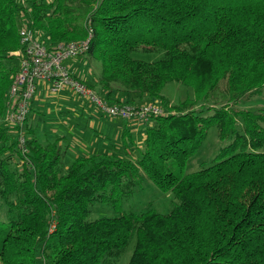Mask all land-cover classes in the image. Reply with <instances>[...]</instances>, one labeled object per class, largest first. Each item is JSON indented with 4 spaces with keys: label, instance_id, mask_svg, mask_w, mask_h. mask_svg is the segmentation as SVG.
<instances>
[{
    "label": "trees",
    "instance_id": "obj_1",
    "mask_svg": "<svg viewBox=\"0 0 264 264\" xmlns=\"http://www.w3.org/2000/svg\"><path fill=\"white\" fill-rule=\"evenodd\" d=\"M25 24L49 47L89 38L106 101L165 109L140 148L125 133L123 155L70 161L26 121L21 153L4 116ZM170 83L193 100L169 109ZM263 89L264 0H0V264H105L132 241L128 264H264V110L237 104ZM211 127L227 145L185 174ZM146 179L172 194L168 213L123 209ZM97 205L114 215L90 219Z\"/></svg>",
    "mask_w": 264,
    "mask_h": 264
},
{
    "label": "built area",
    "instance_id": "obj_2",
    "mask_svg": "<svg viewBox=\"0 0 264 264\" xmlns=\"http://www.w3.org/2000/svg\"><path fill=\"white\" fill-rule=\"evenodd\" d=\"M18 37L21 57L9 89L4 122L14 131L18 128V147L24 156L27 154L24 126L40 86H46L45 92L50 95H58L63 91L71 93L110 118L144 123L152 116L165 114L159 105L151 103L139 106L110 105L82 79L75 76L67 62L85 57L89 38L83 42L58 43L49 47L26 24L19 29Z\"/></svg>",
    "mask_w": 264,
    "mask_h": 264
},
{
    "label": "rangeland",
    "instance_id": "obj_3",
    "mask_svg": "<svg viewBox=\"0 0 264 264\" xmlns=\"http://www.w3.org/2000/svg\"><path fill=\"white\" fill-rule=\"evenodd\" d=\"M133 57L136 59H140L143 61H154L156 60L159 55L152 54L151 55H138L134 54ZM95 65L97 66V73L101 70L100 63L96 62ZM225 84H221L219 88L222 90L224 88ZM218 88V89H219ZM92 90H95L96 93L103 98L99 91L98 85H96L95 88H92ZM48 92V91H47ZM101 94H99V93ZM49 93V92H48ZM46 96H52L50 93ZM191 90L185 89L181 84L177 83H170L166 85L163 95L164 97L169 101V109L172 106V109L176 108L179 104V102L185 101L187 98L193 100V95L191 94ZM219 96H222L223 93H218ZM114 97V95L112 96ZM111 97V101L108 100L107 102L110 105H122L121 103H116L115 98ZM44 99V102L46 103L47 100H53V99ZM104 99V98H103ZM191 100V101H192ZM148 103H144L142 105H145ZM238 106L243 107L246 109H249L254 112H258L259 110H264V89L262 91V94L260 96H244L241 100L238 101ZM160 106V105H159ZM176 106V107H175ZM164 111L165 109L160 106ZM33 109V108H32ZM43 110V109H42ZM40 110L38 113H35V110L33 112L29 113L28 116V127H30L33 132L35 133V137L39 139L41 142L46 141V137L49 140H52V138L55 137L54 130L60 129L63 133H65L67 136L70 134L71 126L74 124L79 125V129L81 130L84 128V130L87 131L89 128L86 123V118L88 117V111L83 112L81 117L74 118V122L70 121V123L67 126L60 127L58 126V112L65 110V106L55 107V105L51 104L47 108L45 107V110ZM32 111V110H31ZM64 112V111H63ZM100 119H102L100 117ZM106 121L108 119H105ZM51 124V125H50ZM84 137L87 136L86 132H83ZM70 138H73L70 136ZM75 138V137H74ZM227 145L226 142L220 141L218 138L216 127H211L206 135V138L203 142V144L200 146L198 151L195 153V155L190 158L187 161L184 173L185 174H191L194 173L201 168L208 167L212 165L217 157V155L221 152V150ZM131 147V146H129ZM127 150V148H126ZM143 186L141 189L137 190L133 196L129 197L128 199L124 200L123 202V209L124 210H130L132 212H139L145 209L147 204L153 203L154 208L161 214L168 213L171 209L173 204L175 203V200L171 193H161L157 188L153 185L152 182L149 180L143 181ZM113 216L114 212L111 211L109 208L103 207V206H94L91 209V215L90 219L98 218L99 216ZM5 218L3 211L0 210V221H3ZM134 241H132L127 249L118 257L115 259H111L110 261L106 262L107 264H128L129 257L131 255V252L133 250ZM105 263V264H106Z\"/></svg>",
    "mask_w": 264,
    "mask_h": 264
},
{
    "label": "crops",
    "instance_id": "obj_4",
    "mask_svg": "<svg viewBox=\"0 0 264 264\" xmlns=\"http://www.w3.org/2000/svg\"><path fill=\"white\" fill-rule=\"evenodd\" d=\"M95 63L96 62L89 61L87 58L82 57L68 61L67 66L75 76L82 79L86 84L96 87V85H98L100 71L97 73V66ZM45 91L46 86H40L38 88L31 105V112L35 110V113H38L42 109V111H44L45 107L47 108L51 104L55 105L57 108L65 106L64 112H58L59 119L57 123L61 128L67 126L70 121L74 122V118L81 117L83 112L87 113L88 111V117L85 123V125L89 127L87 131L84 130V128L80 130L78 124L71 126L68 136L60 129L54 130L55 138H59V144L66 148V157L68 160L71 161L77 156H87L97 152L111 154L117 151L120 155H123V149L125 145H127L126 143L124 144L122 137L125 133L133 139L135 147H141L144 139V124L142 122L138 120L124 121L110 118L96 110L94 106L88 105L78 97L66 91L52 96H46L47 93ZM43 98L53 100H47L45 103ZM100 117L102 119H100ZM105 119L108 120L106 121ZM83 132L87 133L86 137H84ZM70 136L73 138H70ZM129 143L128 141V144ZM132 147L133 146H131L130 149ZM128 149L129 148H127V150ZM133 153L134 157H136L137 152L133 151Z\"/></svg>",
    "mask_w": 264,
    "mask_h": 264
}]
</instances>
